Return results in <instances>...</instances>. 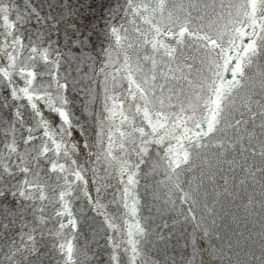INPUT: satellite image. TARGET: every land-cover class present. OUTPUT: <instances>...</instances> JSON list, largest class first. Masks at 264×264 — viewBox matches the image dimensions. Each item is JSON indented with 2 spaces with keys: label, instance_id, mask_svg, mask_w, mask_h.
<instances>
[{
  "label": "snow or ice",
  "instance_id": "snow-or-ice-1",
  "mask_svg": "<svg viewBox=\"0 0 264 264\" xmlns=\"http://www.w3.org/2000/svg\"><path fill=\"white\" fill-rule=\"evenodd\" d=\"M0 264H264V0H0Z\"/></svg>",
  "mask_w": 264,
  "mask_h": 264
}]
</instances>
